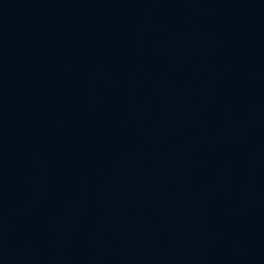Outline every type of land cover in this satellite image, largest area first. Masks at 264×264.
<instances>
[{"label":"water","instance_id":"water-1","mask_svg":"<svg viewBox=\"0 0 264 264\" xmlns=\"http://www.w3.org/2000/svg\"><path fill=\"white\" fill-rule=\"evenodd\" d=\"M0 264H264V0H0Z\"/></svg>","mask_w":264,"mask_h":264}]
</instances>
